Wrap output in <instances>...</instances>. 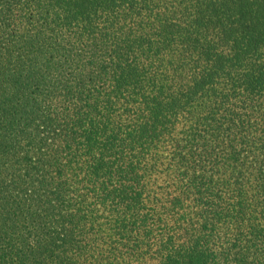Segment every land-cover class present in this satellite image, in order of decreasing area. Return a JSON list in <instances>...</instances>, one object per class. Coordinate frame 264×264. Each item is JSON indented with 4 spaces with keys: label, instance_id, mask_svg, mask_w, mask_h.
Instances as JSON below:
<instances>
[{
    "label": "trees",
    "instance_id": "trees-1",
    "mask_svg": "<svg viewBox=\"0 0 264 264\" xmlns=\"http://www.w3.org/2000/svg\"><path fill=\"white\" fill-rule=\"evenodd\" d=\"M0 264H264V0H0Z\"/></svg>",
    "mask_w": 264,
    "mask_h": 264
},
{
    "label": "rangeland",
    "instance_id": "rangeland-1",
    "mask_svg": "<svg viewBox=\"0 0 264 264\" xmlns=\"http://www.w3.org/2000/svg\"><path fill=\"white\" fill-rule=\"evenodd\" d=\"M232 187L230 186L229 189H231Z\"/></svg>",
    "mask_w": 264,
    "mask_h": 264
}]
</instances>
